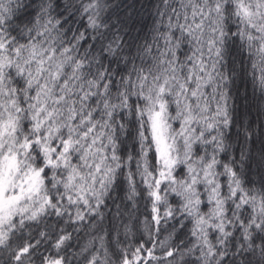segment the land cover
<instances>
[{
    "label": "snow or ice",
    "instance_id": "snow-or-ice-1",
    "mask_svg": "<svg viewBox=\"0 0 264 264\" xmlns=\"http://www.w3.org/2000/svg\"><path fill=\"white\" fill-rule=\"evenodd\" d=\"M0 264H264V0H0Z\"/></svg>",
    "mask_w": 264,
    "mask_h": 264
},
{
    "label": "trees",
    "instance_id": "trees-1",
    "mask_svg": "<svg viewBox=\"0 0 264 264\" xmlns=\"http://www.w3.org/2000/svg\"><path fill=\"white\" fill-rule=\"evenodd\" d=\"M253 119L255 120V112H253Z\"/></svg>",
    "mask_w": 264,
    "mask_h": 264
}]
</instances>
